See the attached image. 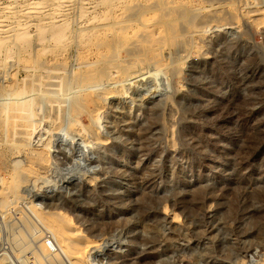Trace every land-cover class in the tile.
Segmentation results:
<instances>
[{
    "label": "rangeland",
    "instance_id": "rangeland-1",
    "mask_svg": "<svg viewBox=\"0 0 264 264\" xmlns=\"http://www.w3.org/2000/svg\"><path fill=\"white\" fill-rule=\"evenodd\" d=\"M256 11L264 0H70L59 43L33 27L28 47L1 42L0 264H70L51 217L92 242L78 264H264ZM144 18L156 57L134 52Z\"/></svg>",
    "mask_w": 264,
    "mask_h": 264
},
{
    "label": "bare ground",
    "instance_id": "bare-ground-1",
    "mask_svg": "<svg viewBox=\"0 0 264 264\" xmlns=\"http://www.w3.org/2000/svg\"><path fill=\"white\" fill-rule=\"evenodd\" d=\"M86 1V0H84ZM123 2V1H122ZM84 3V2H83ZM70 4V0H49L46 4H42V3H37L33 6L30 5H25L22 6L20 8L17 9L15 16L13 15L12 19H9L7 16H5V9L0 8V43L5 41L6 39H11V40H15L17 41L20 45H24L27 46L30 40L29 37V29L30 28H35L37 33H38V42L43 43L45 42L47 39H52V41H55L57 43H59L61 40H63L64 38V31L66 30V26H67V9L69 7ZM81 5V4H80ZM83 6H85L84 4H82ZM82 6V7H83ZM95 6V5H94ZM102 7V5L100 6V8ZM113 7V6H112ZM111 7V8H112ZM123 7V6H122ZM121 7V8H122ZM85 8V7H84ZM107 8V7H106ZM110 8V9H111ZM93 9V8H92ZM95 9V8H94ZM109 9V10H110ZM120 9V8H119ZM70 10V9H69ZM82 10H84L82 8ZM87 11V10H86ZM149 12V11H148ZM86 13V12H85ZM92 13V12H91ZM117 13V12H116ZM232 13H234L232 11ZM244 13V12H242ZM247 15L249 13H246ZM110 15V13H109ZM244 15V14H243ZM135 16V15H134ZM246 16V15H245ZM158 18L160 16H157ZM223 17H221L222 19ZM151 20V19H150ZM253 24L255 25V27H260L262 26V23L264 21V15L262 12L260 11H256V15L254 16V18L251 19ZM142 24L139 28V32H141V36L138 38L137 41H135L133 44L134 46V52H148L149 55L153 54L154 57H156L157 52H159V46H162L163 43L161 44V38H159L158 36H156V30L157 29H153L151 28V24L149 23V18H144L142 20ZM153 22V21H152ZM155 22V21H154ZM173 23L174 20L171 19L168 21L166 27L169 29L170 27H173ZM154 24V23H153ZM157 23H155L156 25ZM158 25V24H157ZM161 26V25H160ZM164 27V28H166ZM160 28V27H159ZM163 27H161L162 29ZM136 29V28H135ZM172 29V28H170ZM161 31V30H160ZM164 31V30H163ZM122 32V31H121ZM156 34V35H155ZM120 35V34H119ZM162 35V33H161ZM164 36V35H163ZM169 37V36H167ZM164 39L166 37H163ZM172 38V37H171ZM169 37V39H171ZM126 39V36L122 35V40ZM128 39V38H127ZM163 39V40H164ZM49 41V40H48ZM127 41V40H126ZM133 41V40H132ZM165 41V40H164ZM54 42V43H55ZM120 43V42H118ZM167 43V42H166ZM27 44V45H26ZM37 44V43H36ZM44 44V43H43ZM42 44V45H43ZM130 44V41H129ZM166 45V44H165ZM28 47V46H27ZM163 47V46H162ZM158 50V51H157ZM145 52V53H146ZM147 53V54H148ZM144 54V53H143ZM146 55V54H145ZM147 57V56H146ZM105 63V62H104ZM85 74V73H84ZM85 76L87 77L88 74ZM84 76V79H85ZM79 78V77H78ZM89 78V76H88ZM88 81V80H87ZM85 82V81H84ZM98 82V81H97ZM23 86V85H22ZM84 89V88H83ZM87 89V87H86ZM90 89V88H89ZM85 90V89H84ZM88 91V89L86 90ZM83 92V91H82ZM85 92V91H84ZM88 93V92H87ZM92 93V92H91ZM81 94V93H80ZM79 96V95H78ZM81 97V96H80ZM79 97V99L81 100V98ZM89 97V96H88ZM84 98V97H83ZM90 99L93 98L92 96L89 97ZM78 99V100H79ZM94 100V99H92ZM85 102V101H83ZM82 102V103H83ZM92 102V101H91ZM26 103V102H25ZM25 103H23L25 105ZM94 103V101H93ZM22 103H20L21 105ZM79 104V101H78ZM29 105V104H28ZM81 105V104H80ZM89 105V104H88ZM93 105V104H92ZM22 109L20 110H24L23 108H25V106H20ZM79 107V106H77ZM98 107V106H97ZM87 109V108H86ZM96 109V108H95ZM78 112V110H77ZM23 167V166H22ZM20 168V167H19ZM37 170V169H36ZM36 174L34 167H32V165H30L29 163H27V165H25L22 170L20 171V177L22 175L24 176H31ZM30 179V178H29ZM33 179V178H31ZM14 181H16L15 183V188L13 189V192L10 194L14 195L17 191V181L18 179H14ZM20 182V181H19ZM22 183V182H21ZM9 192V191H8ZM6 192V193H8ZM5 193V194H6ZM10 194H6L10 195ZM17 197V196H16ZM8 198V197H7ZM23 198V197H22ZM9 199V198H8ZM10 200V199H9ZM29 205V204H28ZM24 211V210H23ZM36 214V213H35ZM174 216V215H173ZM48 217V216H47ZM46 218V217H45ZM43 218V219H45ZM52 218V217H51ZM50 219H45L43 222L44 224L47 222H55V218L54 221H49ZM177 218V217H176ZM42 221V219H41ZM46 223L47 228H51V227H55V228H51V229H56V231L58 230L57 234L59 235L60 240H62L61 242H65V244L62 246L65 247L66 249V254L65 253H61V254H65L64 256H68L66 257L67 261L70 264H78L84 256L85 250L90 246V244L92 242L86 240L85 238H83L80 235H76L75 241H71L69 240V238H67V236H65L63 233V229L62 227L52 223L48 224ZM61 231V232H60ZM63 232V233H62ZM72 232H78V230H73ZM63 234V235H62ZM58 241V240H57ZM60 242V243H61ZM95 243V242H94ZM42 244V242H41ZM56 244V243H55ZM61 245V244H60ZM92 245V244H91ZM39 246V244H38ZM42 248H44V245H41ZM61 246V249H62ZM40 247L39 250L42 249ZM61 249H59L61 251ZM58 250V249H57ZM63 250V249H62ZM46 251V250H45ZM48 252V251H47ZM44 253V252H43ZM46 253V252H45ZM58 253V252H57ZM43 255V254H42ZM45 255V254H44ZM60 255V254H59ZM51 256V255H50ZM62 256V255H61ZM63 256V257H64ZM52 257V256H51ZM55 257V256H54ZM38 259V258H37ZM36 260V259H35ZM61 261V260H60ZM83 263V262H82ZM41 264V263H40ZM47 264V263H46Z\"/></svg>",
    "mask_w": 264,
    "mask_h": 264
},
{
    "label": "built area",
    "instance_id": "built-area-1",
    "mask_svg": "<svg viewBox=\"0 0 264 264\" xmlns=\"http://www.w3.org/2000/svg\"><path fill=\"white\" fill-rule=\"evenodd\" d=\"M48 238H49V237H48ZM46 242H47V243H46L47 246L52 245V243H51L50 240H47Z\"/></svg>",
    "mask_w": 264,
    "mask_h": 264
}]
</instances>
